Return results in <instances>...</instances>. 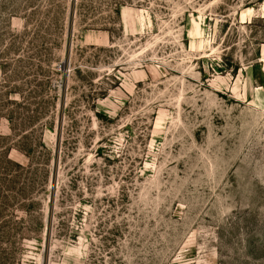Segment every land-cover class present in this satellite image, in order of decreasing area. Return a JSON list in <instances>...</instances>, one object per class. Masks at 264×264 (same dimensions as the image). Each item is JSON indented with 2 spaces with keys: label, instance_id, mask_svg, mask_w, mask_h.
Listing matches in <instances>:
<instances>
[{
  "label": "rangeland",
  "instance_id": "rangeland-1",
  "mask_svg": "<svg viewBox=\"0 0 264 264\" xmlns=\"http://www.w3.org/2000/svg\"><path fill=\"white\" fill-rule=\"evenodd\" d=\"M75 2L0 0V264H264V0Z\"/></svg>",
  "mask_w": 264,
  "mask_h": 264
},
{
  "label": "trees",
  "instance_id": "trees-1",
  "mask_svg": "<svg viewBox=\"0 0 264 264\" xmlns=\"http://www.w3.org/2000/svg\"><path fill=\"white\" fill-rule=\"evenodd\" d=\"M74 5V8L76 9L78 0H76ZM80 6L83 10H85V3H81ZM22 150L27 156H30L31 150H26L24 148H22ZM12 167L18 168L19 171L14 174ZM28 173H30V175H33V172L30 171L29 167L13 161L7 151H0V231L3 228H7V219H5L8 205L7 202L9 199V196H7V186L17 189V194L20 196H16L15 199H18V204H20V202L22 201L21 198H26L25 196H27V190L31 182H26V178L24 179V181H21V179L23 175H27ZM9 177L12 178L9 179Z\"/></svg>",
  "mask_w": 264,
  "mask_h": 264
},
{
  "label": "bare ground",
  "instance_id": "bare-ground-1",
  "mask_svg": "<svg viewBox=\"0 0 264 264\" xmlns=\"http://www.w3.org/2000/svg\"><path fill=\"white\" fill-rule=\"evenodd\" d=\"M263 49H264V47H263Z\"/></svg>",
  "mask_w": 264,
  "mask_h": 264
}]
</instances>
